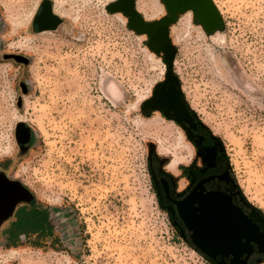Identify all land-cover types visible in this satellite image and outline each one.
<instances>
[{
  "label": "rangeland",
  "instance_id": "374dc122",
  "mask_svg": "<svg viewBox=\"0 0 264 264\" xmlns=\"http://www.w3.org/2000/svg\"><path fill=\"white\" fill-rule=\"evenodd\" d=\"M42 1L0 0V169L30 187L51 230L0 242V264H216L181 235L152 177L160 169L184 184V163L167 167L172 152L186 154L179 126L143 108L166 79L165 53L107 10L116 0H47L60 24L35 33ZM212 1L215 31L193 16L183 30L184 12L169 25L170 71L264 215V0ZM19 122L32 131L24 153Z\"/></svg>",
  "mask_w": 264,
  "mask_h": 264
},
{
  "label": "flooded vegetation",
  "instance_id": "af4514ba",
  "mask_svg": "<svg viewBox=\"0 0 264 264\" xmlns=\"http://www.w3.org/2000/svg\"><path fill=\"white\" fill-rule=\"evenodd\" d=\"M59 24L60 18L51 10L50 3L42 1L31 29L39 33L54 30ZM175 83L165 79L157 87L158 92L181 90L175 112L169 110L172 118L163 106L155 109L179 126L192 155L181 168L184 184L180 189L171 174L152 170L159 199L181 235L216 264H229L233 260L246 264L264 261V215L239 189L221 141L195 114L181 85ZM15 139L18 150L24 153L29 148L31 134L19 126ZM27 189L19 178L0 169V211L12 202L22 203Z\"/></svg>",
  "mask_w": 264,
  "mask_h": 264
},
{
  "label": "water",
  "instance_id": "95a60500",
  "mask_svg": "<svg viewBox=\"0 0 264 264\" xmlns=\"http://www.w3.org/2000/svg\"><path fill=\"white\" fill-rule=\"evenodd\" d=\"M168 15L155 21H146L136 8V0H116L107 5L111 12H121L128 18V26L137 33H147L148 46L156 52L162 50L165 53L164 61L167 63L166 80L175 81L180 85L177 77L170 71L173 59V47L167 35L168 27L173 23L179 13L190 10L193 18L202 24L207 32H213L219 24V12L212 0H162ZM159 85V84H158ZM155 87L153 96L143 102V108H158L163 106L169 117L175 112V103L179 99L181 90L175 88L173 92H158ZM177 115V114H176ZM172 118V117H171ZM238 251L235 255H239ZM229 264H246L243 261L233 260Z\"/></svg>",
  "mask_w": 264,
  "mask_h": 264
},
{
  "label": "crops",
  "instance_id": "0c3cea01",
  "mask_svg": "<svg viewBox=\"0 0 264 264\" xmlns=\"http://www.w3.org/2000/svg\"><path fill=\"white\" fill-rule=\"evenodd\" d=\"M27 192L22 203L12 202L0 211V242L17 246L23 237H47L51 230L48 210L39 205L30 187Z\"/></svg>",
  "mask_w": 264,
  "mask_h": 264
},
{
  "label": "bare ground",
  "instance_id": "6f19581e",
  "mask_svg": "<svg viewBox=\"0 0 264 264\" xmlns=\"http://www.w3.org/2000/svg\"><path fill=\"white\" fill-rule=\"evenodd\" d=\"M136 8L140 12V14H142L144 16V18L147 21H151V20L159 17V15L163 14L165 11L163 3L161 2V0H137L136 1ZM54 9L58 14V12H59L58 9L57 8H54ZM191 18H192V13L190 10H188V11H186L180 15L178 22L176 24L181 26V28H183V30L189 31L192 28ZM171 33L173 35V42L174 43H177V42L182 40V36H181L182 34L180 35L178 26H172L171 27ZM202 33L203 34L200 37H211L212 38L211 34L207 36L206 33H204V32H202ZM184 37H187V36H184ZM213 39L216 41V38L213 37ZM176 111H177V109H176ZM169 123H171V122H169ZM184 136L185 135H183V132L181 131V129L178 128L177 132H176V149L182 150V151L186 152V154L181 155L179 153L172 152L170 160L167 164V167L170 170L175 171L179 164L187 162L192 155V148H191L190 144L185 140ZM261 264H264V263H261Z\"/></svg>",
  "mask_w": 264,
  "mask_h": 264
},
{
  "label": "trees",
  "instance_id": "16d2710c",
  "mask_svg": "<svg viewBox=\"0 0 264 264\" xmlns=\"http://www.w3.org/2000/svg\"><path fill=\"white\" fill-rule=\"evenodd\" d=\"M19 126H22L23 127V129L25 130V132L27 133V134H32V131H31V129H30V127H29V125L28 124H26V123H24V122H19L18 124H17V127H19Z\"/></svg>",
  "mask_w": 264,
  "mask_h": 264
}]
</instances>
